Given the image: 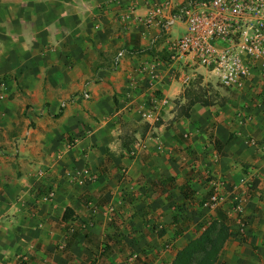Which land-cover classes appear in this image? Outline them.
I'll return each instance as SVG.
<instances>
[{
  "label": "crops",
  "instance_id": "1",
  "mask_svg": "<svg viewBox=\"0 0 264 264\" xmlns=\"http://www.w3.org/2000/svg\"><path fill=\"white\" fill-rule=\"evenodd\" d=\"M187 1L0 0V264H171L218 216L215 264H264V78L231 92L200 68L182 85L156 54L184 34ZM196 79L218 100L177 117Z\"/></svg>",
  "mask_w": 264,
  "mask_h": 264
},
{
  "label": "built area",
  "instance_id": "2",
  "mask_svg": "<svg viewBox=\"0 0 264 264\" xmlns=\"http://www.w3.org/2000/svg\"><path fill=\"white\" fill-rule=\"evenodd\" d=\"M134 13L135 7L127 6L124 20H130ZM178 15L185 25V32L169 41L168 60L182 67V85L187 86L191 81L187 71L200 68L217 85L231 92L240 90L254 71L264 78V0H188L179 8ZM251 119L249 115L238 113L235 122L242 126ZM255 173L256 170L251 168L248 179L241 181L242 196L235 199L236 204L232 207L239 225L245 222L242 217L245 195L257 191L252 178ZM64 176L81 185L88 172L66 171ZM224 184L223 178H214L213 192L204 206L216 208L225 202L221 193ZM36 192L41 202H49L55 195L53 188L45 193ZM25 261V258L21 259L22 263Z\"/></svg>",
  "mask_w": 264,
  "mask_h": 264
},
{
  "label": "trees",
  "instance_id": "3",
  "mask_svg": "<svg viewBox=\"0 0 264 264\" xmlns=\"http://www.w3.org/2000/svg\"><path fill=\"white\" fill-rule=\"evenodd\" d=\"M143 52L155 54L152 50ZM160 60L167 61L168 57L164 53L156 54ZM186 102L179 109L177 117H188V111L192 105L199 103L209 106L214 103L208 96V91L204 90L198 79L194 80L184 91ZM68 216V210L64 212L63 219ZM229 227L223 218L213 221L206 230L195 239L189 241L180 249L171 264H215L220 250L229 238Z\"/></svg>",
  "mask_w": 264,
  "mask_h": 264
},
{
  "label": "rangeland",
  "instance_id": "4",
  "mask_svg": "<svg viewBox=\"0 0 264 264\" xmlns=\"http://www.w3.org/2000/svg\"><path fill=\"white\" fill-rule=\"evenodd\" d=\"M209 86V85H208ZM219 86V85H218ZM220 87V86H219ZM202 88L204 89V90H207L208 91V96L210 97V99H212L213 101H215V100H218L217 99V97H216V92H219L218 90H219V88L218 87H216V86H209V87H207V86H202ZM222 89V88H221ZM224 89V88H223Z\"/></svg>",
  "mask_w": 264,
  "mask_h": 264
}]
</instances>
